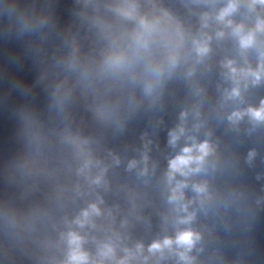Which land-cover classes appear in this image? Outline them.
I'll return each instance as SVG.
<instances>
[{"label": "clouds", "instance_id": "9594fccd", "mask_svg": "<svg viewBox=\"0 0 264 264\" xmlns=\"http://www.w3.org/2000/svg\"><path fill=\"white\" fill-rule=\"evenodd\" d=\"M239 0H229L227 5L223 7L216 16V20L221 22L227 26H232L233 21L230 17L233 13L236 12L238 8ZM264 5V0H251L250 6L254 5ZM205 24H207V17H205ZM257 33H264V20H257L255 28L249 31H245L243 25H236L233 28V35H235L239 40V45L241 49H248L252 47L256 43ZM224 32H218L217 36L222 37ZM210 39V37L208 38ZM195 52L198 56L203 57L209 51L208 48V40L203 41H195ZM261 56L264 57V53H261ZM170 62L175 64V55L170 57ZM227 66L230 68L231 73L235 76L237 74L242 75L244 77H252L253 83L260 81L262 74H264V63L261 64L260 68L256 71L252 69H237L233 66V61L229 60L227 62ZM240 87L237 83V86L232 88L229 93L230 97H239L240 96ZM247 114L250 115L256 121H264V100H261L260 106L258 108L249 107L246 110ZM244 113L242 112H234L229 119L238 120L240 119ZM185 135V128L181 125L178 130L170 133V144L173 146L176 145V142ZM189 139H191L189 137ZM213 149L209 142L205 140L202 143H191L189 146H185L182 148L180 154L176 155L173 159L169 161L168 168L169 171L167 173V179L169 185L173 184L175 180L176 174H180L181 176L188 177L192 174L198 173L201 171L203 165L205 164L206 158L212 153ZM185 183L182 181H176L174 186L171 187L172 195L170 196V201L177 205L176 210L179 211H187V206L182 203L183 200V192L182 189L185 187ZM197 193H205L206 188L204 185H195L194 186ZM98 209L95 205L91 206L90 210H86L83 213V217L85 221L92 213H98ZM192 219V215L185 217L180 222L187 223ZM84 221H81L83 223ZM199 239L198 233L192 231L191 229H187L184 231H180L177 233L175 239L165 238L162 242L156 241L153 242L149 247V252L155 253L160 252L164 248H171L173 244L184 248L185 251L180 253V258L182 260L188 261L189 257L186 255L188 250L194 246L195 242ZM80 237L75 234L71 237V242L79 246ZM112 248L109 246L105 247V250L102 252V255L108 256L112 253ZM71 264H88V256L86 253L80 252L78 250L73 251L70 256ZM119 264H127V260H120Z\"/></svg>", "mask_w": 264, "mask_h": 264}]
</instances>
